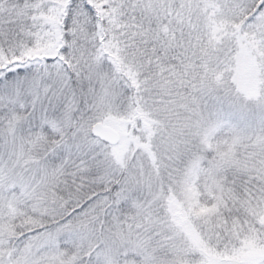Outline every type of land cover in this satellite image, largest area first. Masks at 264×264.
Wrapping results in <instances>:
<instances>
[{
    "label": "snow or ice",
    "instance_id": "snow-or-ice-1",
    "mask_svg": "<svg viewBox=\"0 0 264 264\" xmlns=\"http://www.w3.org/2000/svg\"><path fill=\"white\" fill-rule=\"evenodd\" d=\"M0 264H264V0H0Z\"/></svg>",
    "mask_w": 264,
    "mask_h": 264
}]
</instances>
